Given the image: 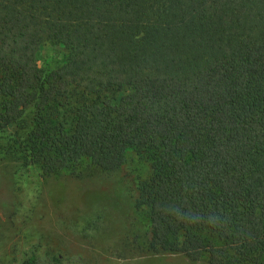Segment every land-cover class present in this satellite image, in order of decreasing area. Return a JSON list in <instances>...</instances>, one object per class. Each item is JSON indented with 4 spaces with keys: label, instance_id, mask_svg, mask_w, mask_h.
I'll list each match as a JSON object with an SVG mask.
<instances>
[{
    "label": "trees",
    "instance_id": "obj_1",
    "mask_svg": "<svg viewBox=\"0 0 264 264\" xmlns=\"http://www.w3.org/2000/svg\"><path fill=\"white\" fill-rule=\"evenodd\" d=\"M8 127L45 176L148 163L145 252L264 264V0H0Z\"/></svg>",
    "mask_w": 264,
    "mask_h": 264
},
{
    "label": "rangeland",
    "instance_id": "obj_2",
    "mask_svg": "<svg viewBox=\"0 0 264 264\" xmlns=\"http://www.w3.org/2000/svg\"><path fill=\"white\" fill-rule=\"evenodd\" d=\"M51 49H39V67L51 62ZM13 132H0V264H25L29 256L37 264H208L204 257L145 252L148 225L135 201L148 163L131 154L111 173L45 176L11 154ZM133 237L138 242L124 248Z\"/></svg>",
    "mask_w": 264,
    "mask_h": 264
}]
</instances>
